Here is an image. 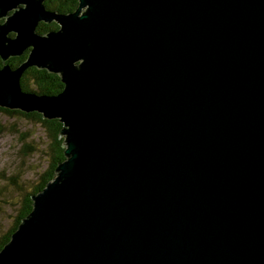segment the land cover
Listing matches in <instances>:
<instances>
[{"label": "water", "instance_id": "95a60500", "mask_svg": "<svg viewBox=\"0 0 264 264\" xmlns=\"http://www.w3.org/2000/svg\"><path fill=\"white\" fill-rule=\"evenodd\" d=\"M78 1L0 0V108L66 144L0 264H264V0Z\"/></svg>", "mask_w": 264, "mask_h": 264}, {"label": "rangeland", "instance_id": "374dc122", "mask_svg": "<svg viewBox=\"0 0 264 264\" xmlns=\"http://www.w3.org/2000/svg\"><path fill=\"white\" fill-rule=\"evenodd\" d=\"M25 58L17 65L9 62L14 58L8 62L16 68ZM1 63L3 66L2 60ZM50 143L45 129L35 120L0 111V242L17 225L25 195L42 183L52 159Z\"/></svg>", "mask_w": 264, "mask_h": 264}, {"label": "trees", "instance_id": "16d2710c", "mask_svg": "<svg viewBox=\"0 0 264 264\" xmlns=\"http://www.w3.org/2000/svg\"><path fill=\"white\" fill-rule=\"evenodd\" d=\"M45 5L48 9L57 11L60 13L68 14L71 12H74L78 5V0H46ZM59 27L57 24H44L41 23L38 26V31L42 34H45L46 32L57 30ZM14 36V35H13ZM14 58L11 59L9 62L11 64L17 65L20 63L24 58ZM2 66L1 60H0V68ZM22 87L25 91L28 92H34L37 94H47V95H56L59 92H61L64 88V85L61 81V78L57 74H51L46 70H38L37 68H30L26 74L23 76L21 80ZM0 111L5 112L7 114H18L21 115L27 119H32L38 122L42 125V127L45 129V132L48 135V138L50 139L49 144V150L52 153V159L50 161L49 167L45 171V174L42 176V183L38 185L33 192L29 195L26 194L24 197L25 203L23 205V208L21 209L20 216L18 218V223L13 228L9 234L3 238V240L0 242V250L2 247L10 240L11 235L17 230L21 222L23 221V218L27 217L28 214L33 210L34 203L31 198L32 195L38 194L45 188L49 182L55 179L56 176V169L58 165L65 160V141L64 138L59 137V132L63 128V124L58 120H47L44 119L41 114H38L36 112L25 114L18 111H10L4 108H0Z\"/></svg>", "mask_w": 264, "mask_h": 264}]
</instances>
